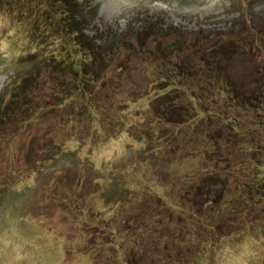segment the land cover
Returning a JSON list of instances; mask_svg holds the SVG:
<instances>
[{"label": "rangeland", "instance_id": "374dc122", "mask_svg": "<svg viewBox=\"0 0 264 264\" xmlns=\"http://www.w3.org/2000/svg\"><path fill=\"white\" fill-rule=\"evenodd\" d=\"M86 2L94 20L90 34L117 36L136 47H111L105 63L99 61L97 76L105 82L85 84L87 96L82 89L59 88L49 67L53 50L32 52L28 38L40 26L32 19L36 12L23 10L22 18L21 2H0V264H264V191L257 190L242 213L233 208L252 197L246 181L255 180L253 163L264 161V148L255 147H264L263 132L214 147L202 123L225 134L232 124L225 127L222 113L176 123L184 111V84L210 86L209 76L187 80L182 74L174 87L158 82L162 62L147 55L158 43L143 34L150 23L162 22L171 34L161 43L177 40V56L195 66L203 57H219L223 70L213 75L258 92L257 83L264 86V0ZM198 34L207 37L198 43ZM139 43L144 49H137ZM25 77L33 78V88L23 87ZM219 86L205 95L216 111L226 110L213 102ZM164 89L169 95L156 96ZM87 98L96 105L86 104ZM254 110L238 112L245 127ZM235 145L246 150V163L229 161ZM212 166L221 169L206 170ZM209 175L218 187L209 185L225 192L214 207L218 212L204 216L212 228H202L193 201L207 203L213 192L199 195L186 186L211 181ZM226 197H237V204ZM219 214L220 221L210 218Z\"/></svg>", "mask_w": 264, "mask_h": 264}, {"label": "trees", "instance_id": "16d2710c", "mask_svg": "<svg viewBox=\"0 0 264 264\" xmlns=\"http://www.w3.org/2000/svg\"><path fill=\"white\" fill-rule=\"evenodd\" d=\"M1 1L5 2L7 0H0V2ZM39 1L35 2L34 4L33 2H31V0H16V4L21 2L20 5L24 6L23 9H21L20 6L18 7L19 12L23 16L22 18H24V14L27 15V13L22 12L23 10L25 11L26 9L31 8V10L36 12L32 19L35 20L34 23H36L37 20V23L40 24V26L32 29V32L30 33L28 38V42L30 43V45L34 46L32 52H37L39 46L46 47L48 51H54L53 61L52 63H49V67L51 72L55 76L57 85L59 86V88L60 86L64 87L65 92H67L69 88H71V92L75 90L72 88H77L82 89L83 92H86L84 95L87 96V93L90 92V90L85 86V84L88 83L89 85H91L93 82H99V80L101 82H105V79L103 77L97 76V73L100 71L99 61L101 59L105 63L108 57L107 55L110 54L109 49L111 47V49L119 47V51L120 49H125L131 52H136V47L133 44L125 40H120L117 36H110L108 39L105 37L104 40L89 33L90 27L94 20L92 19L90 13H88L86 10L88 8L86 4L87 0H43L42 3ZM7 5L16 7L15 3L13 2H7ZM37 9L39 10V12L37 11ZM165 30L166 27H162V22H153L144 27L143 33L145 35L144 38L149 34H153V40L155 41V43H158L155 48L147 50V55L153 56V61L160 60L162 62L158 63L156 68V71H158V75L161 77L160 81L158 82L169 81L171 83L170 87H174V85H179L182 81V78H184L182 77V74L183 76H187V80H199L198 76H201L203 72H206L204 74H208L210 79V86L207 85L199 87L190 84V86H187L186 84L188 82L184 84L186 88L184 90V94H181V96L185 98V101L183 100L181 103V107L184 108V111L183 113L179 114L178 118L180 119H175L176 123L184 124L187 122V120H192L196 117L206 116L209 118L215 114L219 116L220 113H222L220 120H222V117L226 119V125L223 123L225 127L227 126V122H230V124H232L230 129L227 130L228 132H226L225 134L214 132L210 129V127H208V124L202 123V129L206 131L205 137L207 136V140L213 141L214 147L218 145L220 140H224L226 141V143L233 146V143L239 140L236 138L238 136L243 137L247 134L250 135L253 132L257 134L263 132L264 134V86H261L257 83L258 92L250 89L249 91L251 92L246 93L245 90L240 85H237L234 80L230 81V77L220 79L217 76L213 75V73L220 74L223 70L220 59L216 56L214 60H209L203 57L201 59L200 65L197 64V66L191 64L190 59H185L177 56V54L181 55V48L178 47L179 42L177 40L169 41L165 44L161 43L162 37L171 34V32ZM38 31L43 33L38 35ZM46 37H48V40H46ZM205 37L207 36L203 37L202 35L198 34L195 38V41L199 43L200 40L204 39ZM221 45L222 47H228V45L230 44L222 43ZM53 47L56 50H54ZM142 47L143 44L139 43L137 49H144ZM119 51L118 53L121 52ZM32 52L30 54L31 57H28L29 61L34 60L35 54H33ZM168 54H173L175 58H171L167 62H163L161 58L165 57ZM45 60H48V58L45 57L41 61ZM201 66L203 67L201 68ZM37 72H39V70ZM66 72H68L69 74V79L71 78V76L73 77L70 79V81L73 83L69 84L70 81L67 80L68 77L66 75ZM257 81L258 80H256V82ZM158 82H153V88H155V85ZM218 84H221V86H219L213 102L224 105L226 110L216 111V109L212 105V102L208 103V99L205 98L206 94H208V96L210 97V94L213 92V88ZM22 85L23 87L26 86L29 89L33 88V78L25 77ZM169 92L170 90H165L164 92L161 91L158 92L156 96L160 95L158 97H165L169 95ZM178 95L180 94L178 93ZM74 96H76V94H73V97ZM89 102L92 106L96 105L95 101H91L87 98L86 104ZM157 102H159V100ZM192 103H197L198 107L194 104L192 105ZM155 105H157V103ZM233 108L236 109V114H232ZM242 108L255 109V118L253 119V122L250 121L251 123L246 127L242 122H240L241 113H238ZM157 111L158 113L156 114V117H158V119H162L164 115L159 112L160 109H158ZM185 116L187 119L183 118ZM243 120L244 118L242 119V121ZM220 143L222 142L220 141ZM252 143L257 144V141L253 139ZM255 147L258 151L264 148L261 144H257ZM235 149L236 150L231 155H229V161L233 160L234 162H237V160L241 159L243 164L246 163L247 158L244 157V153L246 150L242 147V145H235ZM206 153L207 159L212 158L208 155V151H206ZM223 153V150H221V154ZM257 161L259 160L257 159ZM253 165L254 170L253 172L251 170V173L254 174L255 180H253L251 176V179L249 180L251 182L246 181V183L252 184V197L249 196L248 198L245 196V201L242 204L233 206V208L238 213L243 212V207L251 202L250 198H253L256 195L257 190L264 191V161L254 162ZM242 168L243 167L238 168L240 172L242 171ZM219 169L221 168L212 166L208 167L206 170H212L213 172H216ZM208 177L211 181L203 179L198 183H194V181L192 180L190 181V184L186 186V189H189L190 193L194 191L195 194L197 193L199 195H203L209 192H213V197L207 203L204 199H202L200 203H198L197 201H193V206L196 207L199 205L198 208L196 207L199 210V215H197L196 213H194V215L196 216L195 218H197V223H199L202 228H205L203 227V224H207L210 226V228H212L211 222H209L210 224L207 223L204 216L207 215V213H209L210 211L218 212V209L214 207H218L221 196L225 192L224 188H216L213 185H209V183H213L215 186H217L216 179L212 180L210 175ZM258 186H261V189H257L260 188ZM244 190L245 188H240V191L243 195ZM181 198L185 199L188 197L183 194V197ZM224 200L228 204H237V197L230 199L226 197ZM209 203H211V206L213 207L207 206ZM184 208L186 209V207ZM210 218H214L215 221H220L221 214L215 215V217L210 216ZM196 224L194 226H196ZM220 226L222 229L223 226Z\"/></svg>", "mask_w": 264, "mask_h": 264}]
</instances>
